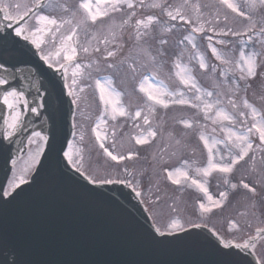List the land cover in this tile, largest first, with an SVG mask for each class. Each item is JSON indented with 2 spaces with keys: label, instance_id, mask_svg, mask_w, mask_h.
Returning a JSON list of instances; mask_svg holds the SVG:
<instances>
[{
  "label": "rangeland",
  "instance_id": "374dc122",
  "mask_svg": "<svg viewBox=\"0 0 264 264\" xmlns=\"http://www.w3.org/2000/svg\"><path fill=\"white\" fill-rule=\"evenodd\" d=\"M11 3H26L27 0H5V2ZM168 5L165 9V13H162L157 22H152L148 28L140 27V32L146 33L140 39H137V25L136 21L141 20L140 16H135L136 21L133 22L132 18L129 19L130 23H123L121 18L125 17L128 12L126 10L120 12H112L109 17L103 18L102 24L92 26L88 28V39L91 44L97 43V40L91 39L93 35H98L101 45L99 46L100 52L90 51L89 54L82 56L84 62L82 64H92V68L84 69V76L80 80V86L84 87L83 93H77L79 99L77 100L76 108V132L77 136L73 141V151L71 155L79 153L83 157V167L81 170L88 176L97 179L104 178H117L125 176L130 179L136 178L137 181H141L145 186V191H140L142 199L154 218L159 227L167 229V225L172 219H177L183 225V228L192 224H203L213 228L219 235L225 239L232 240L235 243H247L250 237L257 235V230L251 233V226L254 229H264V216H258V211L263 209L260 202H264V151H261L259 139L256 135H252L251 139H256L257 142H253L254 151L249 153V157H246L244 161H241L234 168L231 174L227 176L222 173L213 172L211 175L204 177L198 175L196 169L204 168L208 163V150L204 146L203 141L200 140V135L209 138L211 144L212 138L217 140H223L226 132L221 131V128L225 129L232 127L233 131L243 132L247 127L251 125L252 116L251 109L244 108L243 100H247L250 105L256 108L261 116H264V84L262 90L259 88V81H253V85L247 82L237 79H231L228 74L240 71L239 67L235 66V62L239 60V54L241 49L245 54L252 52L246 51V47H238V41L234 40L230 44L233 48L223 55L222 47L217 48V51L221 56L233 61L232 64L224 65L213 56V54L205 56V51L184 49L179 52L175 51L177 43H183L184 37L191 35L195 36L185 29L178 36L176 35V25L171 26L168 23V15L166 11H173L174 9L184 5L185 0H167ZM195 3H190V8L186 9V12H192V15L188 17L191 21V25L200 26L207 32L208 37L214 36L221 29H225V23L223 24L225 13L228 14L227 27L236 30L243 31L247 20L242 17L236 16L235 13H231L230 10L223 8L218 0H193ZM80 0H53L48 8L61 9L65 6L75 10L78 7ZM240 7L243 4V0H234ZM249 4L242 8L245 12H251L254 14L256 24L264 23V5H261L259 0H254L255 7L250 11V6L253 0L248 1ZM194 5H199V12L196 11ZM126 6V5H124ZM127 7V6H126ZM184 7H181L182 14L185 15ZM47 8V9H48ZM46 9V10H47ZM199 13V14H197ZM219 13V15H218ZM54 15V14H52ZM201 18V20H200ZM112 19V20H111ZM147 19V18H146ZM145 19V20H146ZM191 19H194L193 22ZM225 22V21H224ZM189 24H185L187 26ZM170 29V30H169ZM197 34V33H196ZM258 34L259 31H258ZM198 35V34H197ZM196 35V36H197ZM252 35L253 40L258 38L255 36V32L249 33ZM101 38V39H100ZM107 38L109 43L105 45L104 39ZM80 39H85L83 31L80 33ZM221 40L217 37V41ZM163 41V43L161 42ZM141 42L140 48L137 43ZM176 42V44H175ZM188 42V41H187ZM189 44V43H188ZM196 44V43H195ZM97 45V44H96ZM191 45V44H189ZM192 46V45H191ZM138 47V48H136ZM162 47V49H160ZM211 47H215L213 44ZM105 48L114 51L116 55L114 57H106ZM136 48V49H135ZM236 50H235V49ZM133 50V51H132ZM135 52L134 56H128V65L126 68L117 67L109 69L108 64H116L119 66L125 59L127 54ZM182 51H184L182 53ZM131 52V53H132ZM197 54L204 57L205 63L209 66L207 70L199 67L198 59L194 58ZM171 56L173 58H171ZM81 63V62H80ZM179 63L182 67L186 66L191 70V75L195 77L198 87L201 88L202 93L206 91H212L219 98L203 96L202 99L215 103L217 100L223 103V99L227 100V106H222V103L218 107H223L229 114L235 117V122L229 125L224 122L221 125L219 122L213 123V119H205V113L203 111V104L200 101L195 100L196 93L194 90L185 88L176 76V72L179 69L176 68V64ZM135 67L136 71L132 72L130 69ZM155 68H162L161 73L164 74V78L167 81V88L169 91H182L185 94V98L192 101V103L200 104L199 108H193L190 105H177L169 104L168 108L161 106H155V111L150 112L148 105L145 102V97L139 92V80L143 76H148L152 83H158L159 80L153 75L152 72H145L144 69L154 70ZM212 67L216 68L215 72H212ZM99 68V71L96 69ZM222 69H228L227 75H221ZM219 70V72L217 71ZM256 70V68H255ZM91 73V75H89ZM243 75L245 79L254 80L256 76H248L245 69ZM105 77H109L112 80V87L117 92L121 93L126 90L128 95L124 100L125 95L121 93V103L126 109H130V113H133L139 109H143L142 116L148 115L150 120V127L165 128L167 131L166 139H159L160 143H153L154 139H151L150 143L144 145H137L134 136L138 135L141 131H147L149 125H144L143 119L139 118L133 120L128 118L129 122L126 124L129 128L132 124L140 125L138 130L132 129V135L128 136L125 132V124L117 122L109 117H105L107 125L104 126V130L107 132L108 140L106 146H111L112 143L116 144L115 154H122L127 156L129 152L135 153L131 159H125L120 162L112 161L110 157H107L103 150L99 148V143L96 141L95 134L92 129L95 127L97 118L103 111V105L99 100V93L95 88V80L100 79L103 82ZM239 85V87H237ZM256 86V87H255ZM121 88V89H120ZM252 89L256 91H252ZM219 94V95H217ZM235 100L238 105L237 109H233L229 104V99ZM232 110V112H230ZM245 112L246 115L241 116L239 112ZM209 115H212L211 113ZM119 117V116H118ZM117 117V118H118ZM260 119V116H257ZM187 120L192 124L191 128H186L181 121ZM114 129V133H113ZM215 129V131H213ZM83 132L84 139H79V133ZM158 135V134H157ZM156 135V136H157ZM178 136V137H177ZM116 139H118L116 141ZM110 140L111 144H108ZM167 146L166 148H163ZM219 149L216 154V159L219 160L221 154L225 152V146L223 143L214 146L213 151ZM110 150H112L110 148ZM251 157H254L252 159ZM32 159L28 156L26 159H22L21 163L26 160ZM206 160V163L204 164ZM186 162V163H185ZM195 164V166L193 165ZM34 162L32 160L31 165L24 167L20 172H16L17 177L19 175L27 177L30 173ZM149 168L152 176L149 177V181H145L142 176H145V170ZM176 168H186L189 174V180L185 181L181 179L180 184H173L171 180L167 179L168 171H173ZM125 169L127 171L125 172ZM232 179L231 184H236L237 188L233 190L229 183H225V179ZM191 179H197L204 182L208 188L209 194L213 197V200L220 201V206L215 207L207 201L206 197L195 186L190 185ZM241 181L249 184L250 188H254L255 191H249L243 188ZM230 190V194L227 192ZM247 190V191H246ZM220 192H226L228 198L222 200ZM195 198L200 200V203H205L212 208L211 212H203L198 204L193 201ZM198 207V208H196ZM260 239V241H258ZM255 251L259 252V258L264 262V238L260 237L255 241ZM257 253V252H256ZM264 264V263H263Z\"/></svg>",
  "mask_w": 264,
  "mask_h": 264
},
{
  "label": "water",
  "instance_id": "95a60500",
  "mask_svg": "<svg viewBox=\"0 0 264 264\" xmlns=\"http://www.w3.org/2000/svg\"><path fill=\"white\" fill-rule=\"evenodd\" d=\"M0 42L18 53L16 65H33L50 85L38 91L49 114L41 163L7 198L11 153L0 139V264H259L250 251L225 247L204 226L160 236L130 187L91 183L77 172L63 155L74 113L64 81L28 42L12 35Z\"/></svg>",
  "mask_w": 264,
  "mask_h": 264
},
{
  "label": "snow or ice",
  "instance_id": "6c2138e0",
  "mask_svg": "<svg viewBox=\"0 0 264 264\" xmlns=\"http://www.w3.org/2000/svg\"><path fill=\"white\" fill-rule=\"evenodd\" d=\"M143 0H141V3ZM219 4L230 10L231 13H235L236 16L245 18L247 23L245 24L244 30H236L233 28L227 27V21L229 19L228 14L225 13L224 21L226 30L221 29L216 34L219 36H228L231 34L232 36H248V41L241 40V44L251 42L253 40L252 35H249L255 28L256 24L253 22V17L249 14V12H245L242 8L234 2V0H218ZM261 5H264V0H259ZM187 0H185V4ZM245 3L248 4V0H245ZM126 5L128 9H132L134 7L132 0H80L78 7L75 10H71L69 7L65 6L63 11L65 13H70L67 17L65 16H56L49 14L46 10V0H27L26 3H11L5 2V0H0V13L3 14V17L9 23L15 22V36L21 37L24 41L29 42L35 49L40 53V59L48 64L49 68H55L57 71L63 72V79L65 81L64 86L71 89L68 92L70 97H74L72 99L73 104H77V100L79 99L77 93H83L84 87L80 86V80L84 76V69L92 68V64H82L78 62V57L81 52L85 54H89L90 51L100 52L99 47L93 48L89 39H88V28L90 25L95 26L98 22L102 24L103 18L109 17L112 12H120L122 10V6ZM159 6V5H156ZM180 7L174 9L173 11H166V14L172 21H176L177 19L184 21L186 24L191 23V21L185 17L181 12ZM197 12L200 10L199 5H194ZM255 7L254 0L252 5L250 6V11ZM131 15H134L132 13ZM219 15V13H218ZM131 16L129 17V19ZM154 17L149 16L147 20H137V39H140L146 33L140 32V27L148 28L149 25L154 21ZM124 23H128L127 20ZM170 30V29H169ZM81 31L85 34V39L81 41L80 33ZM204 28L200 26L192 27L191 32H203ZM261 36H264V26L258 29ZM91 39L97 40V43H100L98 35H93ZM185 40L188 41L189 44L192 45L193 48L196 47L194 43V38L191 35L185 36ZM212 37H208V40L211 41ZM163 43V41H161ZM103 43L107 45L109 41L107 38L104 39ZM217 43L224 44V40H218ZM260 43L264 45V40H261ZM106 57H114L116 53L114 51L108 50L105 48ZM211 52L213 56L217 60L221 62V64L228 65L232 64L233 61L226 59L221 56V54L217 51L216 47H211ZM259 55V53H250L245 54L243 49H241L239 54V60L235 62V66L240 68L242 75L240 79H245L243 75L245 69L247 71L248 76H254L255 68H256V60L255 57ZM198 59L199 67L201 69L207 70L209 66L205 63L204 57L202 55L197 54L196 57ZM2 67V65H0ZM107 67L109 69L115 68L116 65L108 64ZM176 68L179 71L176 72V76L179 78V81L185 88L189 90H194L196 93L195 100L200 101L203 104V111L205 113V119H213V123L219 122L221 125L224 122H227L229 125L234 124L235 117L229 114L223 107H218L222 102L217 100L215 103L209 102L207 100L202 99V95L206 97H212L214 93L212 91H206L202 93L200 87H198L196 79L191 75V70L187 69L186 66L182 67L179 63L176 64ZM71 69V84H68L69 79V70ZM100 69L97 68L96 71ZM132 72H135V67L130 69ZM212 72L216 71L215 67H212ZM228 69H222L221 74L227 75ZM91 75V73H89ZM0 85H9V89L6 90L3 94V103L10 110V118L6 120L5 123L12 130H16L19 125L22 123L20 111H17V108L23 104L25 107L28 106L27 100L24 99V94L19 92L15 87H12L9 80L7 78H0ZM239 87V85H237ZM95 88L99 93V100L101 104L104 106L103 111L100 116L97 118V122L95 127L92 129V132L95 134L96 141L99 143V148L103 150V153L110 157L112 161L120 162L125 159H131L135 153L129 152L127 156L122 154H115L116 144L112 143L111 146H106L108 135L104 130V126L107 125V120L105 117H109L115 120L118 116L120 117H128L133 120H137L139 118L143 119L144 125H149L146 133L145 131H141L138 135L134 136L133 139L137 145H144L150 143L152 138H155L157 132L152 130L150 127V120L148 115L142 116L143 109H139L133 113L128 112L123 104L121 103L120 97L121 93L117 92L114 87H112V80L109 77H105L103 82L100 79L95 80ZM139 92L143 94L145 97V102L148 105L149 111L154 112L155 106H161L163 108H168L169 104H177V105H190L193 108H199L200 104L192 103V101L185 98V94L182 91H169L167 86L164 85L163 81H159L158 83H152L148 76H143L139 80ZM202 93V95H201ZM219 95V94H217ZM228 104L233 108L237 109L238 105L233 99L228 100ZM43 105H39L38 107H42ZM244 108L251 109L252 123L249 127L246 128L243 132L233 131L232 127L221 128V131L226 132L225 138L221 140H217L212 138L211 144L209 143V138L200 135V140L203 141L204 146L208 150V163L204 168L196 169L198 175H203L207 177L211 175L213 172H218L225 174H231L241 161H244L246 157H249V153L254 151L253 141L251 139L252 135H256L259 139L261 151H264V116H261L260 113L256 110L255 107L250 105L248 101L243 100ZM30 111L36 112L37 108H30ZM212 115H209V114ZM239 115H246L245 112H239ZM257 116H260V119H257ZM186 128H191L192 124L187 121H181ZM136 127H140L139 124L135 125ZM73 128H76L75 123L73 124ZM215 131V129H213ZM114 133V129H113ZM7 135L11 136L12 133L9 132ZM72 135L77 136V132L73 131ZM34 137H38L40 141H43L45 144L47 143L48 138L46 136H42L41 133L35 132L33 133ZM79 139L82 141L84 139V134L81 131L79 133ZM67 143V142H66ZM223 143L225 146L224 154H221L219 160L216 159V154L219 152V149L216 152L213 151L214 146L217 144ZM29 144H36V151L32 157V160L35 164H40L41 161L39 157L43 154V146L37 143L36 140H29ZM69 151H63V155L68 157L69 163H72L74 167H76V171H81L83 167V157L76 153V155H71L70 152L73 151V147L71 144L68 145ZM110 148L112 150H110ZM254 159V157H251ZM186 163V162H185ZM127 171V169H125ZM91 183H101V184H111V183H126L128 186H131L130 181L111 178L97 179L91 176L87 177ZM183 178L185 181L189 180V174L186 168H176L173 171H168L167 179L171 180L173 184H180L181 179ZM26 180L23 176L19 179V184L16 187H19L20 184H25ZM225 183H228V180L225 179ZM243 188L248 189L249 191H255L254 188H250L249 184L241 181ZM191 185L195 186L200 192L204 194L207 201L210 202L211 205L215 207L220 206V201L213 200V197L209 194L208 188L205 186L204 182L197 179H191ZM87 189V186H84ZM230 187L235 190L237 188L236 184H231ZM87 191L91 192L92 189H87ZM136 191V189H133ZM137 196L141 195L140 192L136 193ZM5 195H10V193H5ZM220 197L222 200H226L228 198V194L226 192H220ZM200 209L203 212H211L212 208L205 203H200ZM194 227H199L200 225H193ZM156 232L159 233L160 236H171L175 231H182L183 225L177 219H172L171 222L167 225L166 231H161L160 228L155 229ZM150 234V233H149ZM151 235V234H150ZM264 236V229H257V235L249 238V242L244 244H236L237 248H255V240ZM155 239V237H153ZM230 245L225 244V247H229Z\"/></svg>",
  "mask_w": 264,
  "mask_h": 264
},
{
  "label": "flooded vegetation",
  "instance_id": "af4514ba",
  "mask_svg": "<svg viewBox=\"0 0 264 264\" xmlns=\"http://www.w3.org/2000/svg\"><path fill=\"white\" fill-rule=\"evenodd\" d=\"M8 22L4 19L3 14L0 13V23ZM10 56L5 58L9 61ZM264 60V56L260 57ZM0 78H7L12 87H15L19 92L24 94V99L27 100L28 106L25 107L21 104L17 111L22 113V123L16 130H12L5 123L10 118V110L3 103V94L9 89V85H0V138L8 139V142L13 146V153L15 154V161L13 164V174L15 172V166L18 159L23 157H33L36 151V144H29V140H36L37 143L44 147V142L40 141L38 137H34L33 133L39 132L42 136L47 137L48 118L45 110L42 107H38L40 102L37 103L36 89L38 87V81H34V71L30 67L13 68L0 62ZM69 89V88H68ZM70 90V89H69ZM42 105V104H41ZM37 108L36 112L30 111V108ZM11 132L9 136L7 133ZM12 178L9 179L11 182ZM8 182L7 190L10 189V183ZM11 190V189H10ZM10 190L8 192H10Z\"/></svg>",
  "mask_w": 264,
  "mask_h": 264
},
{
  "label": "trees",
  "instance_id": "16d2710c",
  "mask_svg": "<svg viewBox=\"0 0 264 264\" xmlns=\"http://www.w3.org/2000/svg\"><path fill=\"white\" fill-rule=\"evenodd\" d=\"M144 1L141 3V0H132V3L134 5V7L132 9H128L127 14L125 15V17H123L124 18V21L127 20L128 21V24H129L130 23L129 17L130 16L131 17L136 16L139 13L138 12V9L143 8V5H144L145 8L147 9L146 16L147 17H149V16L154 17L155 18L154 19V22H157V18H159L160 15H162V13H165V9H166V7L168 5V1L167 0H144ZM190 3H195V2L193 0H187V3L185 4V7H184V12H185V15L187 16V18L192 15V12L191 11L190 12H186V9L187 8H190V6H189ZM156 5H159V6H156ZM122 9L123 10H126L127 7L126 6H122ZM132 13H134V15H131ZM197 14H199V13H197ZM191 20L193 22L195 21L194 19H191ZM200 20H201V18H200ZM168 23L171 26L176 25V29L175 30H177L176 31V33H177L176 35L177 36L181 32H183L184 29L186 31L191 32L192 27H196L194 24L191 25L190 23H189V25L185 26L186 23L184 21H181L179 19H177L176 21H172L169 17H168ZM193 34L195 36V43H196L195 44L196 45L195 48H193L191 45H189L188 42H187V40L184 39L183 40V43H181V42H178L177 43V46H176L175 51L179 52L180 50H184L186 48L187 49H190V50H200V48H202V50L205 51V49L207 48V51L208 52L205 55L207 57L208 55L212 54V52H211V45L213 44L216 48L221 49V47H222V51H223L222 54L224 55L225 54V51L227 53L229 50H231L233 48V44L232 45H226V44H230L232 41H234V40H240V38H241V36L240 37H237V36H232L231 34H229L228 36H219V35L216 34L214 36V39L212 41H209L207 39V37H206L207 36V32L206 31L197 32L198 35L196 33H193ZM217 37L220 38L221 40H224L225 43L224 44L217 43ZM81 41H83V40H81ZM175 44H176V42H175ZM140 45H141V42H138L137 43V46L139 48H140ZM99 46H100V43L99 44L98 43H93L92 44V47L93 48L99 47ZM138 47H136V48H138ZM238 47H240V45H238ZM160 49H162V47H160ZM184 51H182V53ZM131 52L126 55L127 56V59H125L123 61V63H122V60H121V64L119 66H116L118 69H120V67H122V66H126V67L128 66L129 67V65H128V56L129 55L134 56L136 54L135 52H132V53ZM82 55H84L83 52L80 53L79 57H81ZM171 58H173V57L171 56ZM154 69H155V71L154 70H150V69H144V71L145 72H152L153 71V75L154 76L157 75V77L161 78V80L163 79L167 83L166 79L163 77L164 74L161 73V72H163L162 71V68L160 67V68L157 69V68L154 67ZM217 71L219 72V70H217ZM121 93L125 95L124 100H127L126 97L128 95V92L126 93V90L123 91V88H122ZM116 121L117 122L124 123L125 126H126L125 127V132L128 134V136H131L132 135V132H133L132 129L134 128V126L132 124L129 128L127 127L126 124L129 122L128 117H126V116L125 117H120L119 116L118 118H116ZM159 131H160V129H159ZM158 139H159V137H158ZM117 140L118 139H116V141ZM108 144H111L110 140L108 141ZM163 148H166V146L163 147ZM129 177H130V179L127 178V177H125V176H123L122 179H124L126 181H130L131 182V185H133V187H135L139 192L140 191H143V192L145 191V186L143 185V183L141 181H137L136 178L132 179L130 175H129ZM142 177L144 178L145 181H149V177H150L149 168H147L145 170V176H142Z\"/></svg>",
  "mask_w": 264,
  "mask_h": 264
}]
</instances>
